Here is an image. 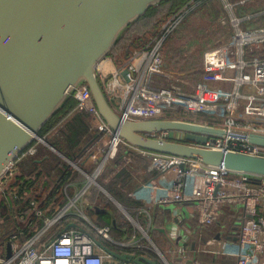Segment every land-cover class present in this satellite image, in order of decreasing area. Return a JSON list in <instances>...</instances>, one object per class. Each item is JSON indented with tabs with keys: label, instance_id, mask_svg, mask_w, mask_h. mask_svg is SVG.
I'll return each mask as SVG.
<instances>
[{
	"label": "built area",
	"instance_id": "1",
	"mask_svg": "<svg viewBox=\"0 0 264 264\" xmlns=\"http://www.w3.org/2000/svg\"><path fill=\"white\" fill-rule=\"evenodd\" d=\"M196 1L200 0L189 1L163 19L157 31L150 34L126 58L118 61L110 55L104 59L98 67L101 85L115 111L131 120L172 118L193 121L191 117H186L191 110L195 115L198 111L203 113L209 109L225 111L222 117H213L211 121L196 120L227 130L225 136L209 137L205 143L198 145L264 155V147L252 144L247 137L250 132L264 133L261 125L253 123H264V120L259 116L253 118L241 110L242 106L264 99V56L261 53L264 51V25L253 28L244 26V21L250 19V16H242L236 9V5L244 0H218L224 9L220 20L231 27L232 36L226 60L220 64L206 65L201 86L205 98L183 90L177 80L166 86L156 84L159 76L171 77L166 71L164 48ZM226 82L232 83L229 97L221 99V103L213 104L211 96L218 93L221 95L225 88L223 83ZM248 84L257 87V93H244L242 88ZM71 96L78 100L75 108L62 117L44 137L48 140V136L56 134L77 112H87L98 137L83 151L82 156L69 159L68 162L70 167L86 174L87 180L81 185L69 178L59 180L57 191L64 194L67 200L53 216H46L37 195L33 190L30 194L28 184L18 183L6 188L7 182L19 170L18 162L36 155L44 141L36 140L25 148L0 176V194L5 195L8 204L19 208L20 215L17 218H22L20 221L28 219V215L32 214L41 218L43 225L26 238L19 229L13 232L8 241L11 243V256H7L6 247L3 254H0V264H135L115 258L98 244V240L105 245V241L111 242L116 250V247L122 249L119 252H129L123 250L128 248H146L147 241L162 254L150 241L139 217L132 216L125 208L123 212L134 231L121 237L113 234L111 224L100 226L86 215L85 204L94 186L104 189L100 179L108 182L118 171L133 162L134 153L150 158L148 170L155 172L151 179L129 192V197L142 202L138 206V214L146 215L149 222L151 211L157 205L185 202L193 205L201 226L218 222L227 205L240 210L243 216L235 234L228 238L211 237L195 248L191 247L188 238L180 235L179 227L174 226L170 248L174 257L172 260L165 258L166 264H206L198 257L201 253L215 256L218 262L212 264H264V176L235 172L224 165L207 164L199 158L141 148L120 136L109 125L86 83L78 86ZM148 136L176 140L182 139L184 135L178 131L164 130L148 133ZM117 160L118 164L114 165ZM110 168L113 170L107 174ZM72 187L77 188L74 194L70 193ZM70 216L76 217L75 221L64 225L63 220ZM83 220L94 228L95 235L82 226ZM30 224H33L32 221ZM191 252L192 255L189 254Z\"/></svg>",
	"mask_w": 264,
	"mask_h": 264
},
{
	"label": "water",
	"instance_id": "2",
	"mask_svg": "<svg viewBox=\"0 0 264 264\" xmlns=\"http://www.w3.org/2000/svg\"><path fill=\"white\" fill-rule=\"evenodd\" d=\"M162 1L0 0V176L36 140L54 148L40 132L83 83L89 86L105 120L130 143L264 176V155L198 145L209 137L225 136L224 127L172 118L131 120L110 104L98 77L99 64L110 56L123 31ZM156 31L157 28L152 33ZM164 130L184 136L176 140L148 136ZM247 137L252 144L264 147V133L250 132ZM105 192L122 208L115 197ZM90 208L108 213L116 222L113 212L98 206ZM97 242L121 261L157 264L147 256L119 252ZM7 249L10 257V242Z\"/></svg>",
	"mask_w": 264,
	"mask_h": 264
},
{
	"label": "crops",
	"instance_id": "3",
	"mask_svg": "<svg viewBox=\"0 0 264 264\" xmlns=\"http://www.w3.org/2000/svg\"><path fill=\"white\" fill-rule=\"evenodd\" d=\"M238 1H240V0H238ZM244 5H246L247 8H244ZM236 9L240 15H242V16L249 15L250 16V19H247L244 21V26L246 28H253L256 26L264 25V0H244L243 2H239L236 5ZM223 11H224L223 5L218 0L196 1L194 7L189 12V14H188L187 18L185 19V21L183 22V24L173 34V36L175 37V34L178 33L181 30V28L185 24H187V22H188L187 26L191 27V24L194 22V19L196 20L197 16L199 14L203 13L206 16L205 27L198 29L202 34L204 32L207 36L205 38V39H207V43L204 44L207 46L205 47L203 45L205 48H203V50H202L199 73L195 74L194 70L180 72V73L175 72V74L178 77L177 83L182 86L183 90L190 92V93L199 94L200 96L202 95V98H205V96L202 94L201 86H202L203 81H204L203 73L206 69L207 63L208 64H213V63L220 64V63L224 62L226 60V57H228V50L230 49V40H231V36H232V29L229 25L223 24L221 22L220 17L222 15ZM187 26L183 29L184 31H186L185 29L187 28ZM183 30H182V32H184ZM182 35H184V33H182ZM261 53H262V56H264V51ZM164 55H165V61H166L165 48H164ZM109 69H111V65L109 66ZM211 71H213V69ZM223 84L225 85V88L221 94L222 96L219 93L217 95L211 96V97H213V101H212L213 104L221 103L222 100H225L227 97H229V92L232 88V83L226 82ZM257 90H258L257 87H255L251 84L243 86V88H242V91L244 93H253L254 94V93H257ZM241 110L244 113L250 114L251 116H253V118H257L256 116H259V117H262V119L264 120V99H259L255 102H253V104L242 106ZM200 112H197V114H201ZM224 112L225 111H218V109H214L213 113H210L208 110V111H204V114H207L209 118H213V117H219L220 118L224 115ZM253 123L255 125H261V127L264 128V123H259L257 121H253ZM179 134L182 135L180 132H179ZM40 146L42 148L46 147V148L50 149L51 151L55 152L59 157H61L66 162H69V159H71L66 154L61 152L54 145H53V147L55 149H57L58 151L55 150L54 148H52L51 146L45 144V143H41ZM45 159H46L45 157H37L36 162H37V164L39 163L41 166ZM131 163L128 165H131ZM31 168H33V167L31 166ZM19 170H21V168ZM19 170H18V172H19ZM146 171H149L148 167H147ZM78 172L81 176L75 177V175H74L73 177H66L65 180L67 178H69V179H72L74 181L79 182L80 185L83 184V182L87 180L86 174H84L81 171H78ZM44 174H46V173H44ZM54 174L55 173L53 170V172H51V175H49L51 177V181L48 179V176H47L48 174H47V175H44L43 177H40L37 181L35 179V176H33L32 178H29L25 182L19 181L17 183H15L16 176L14 175L7 182L6 188L9 189L13 185H16L18 183L28 184L29 189H31L30 194L33 190L34 193L37 195V197L39 198V205L45 211L46 216H53L55 213V211H54V213L52 212L54 206L60 202H62V204H61V206H62V205H64V203L67 200V197L64 194H60L57 191L58 190L57 182H59V180H61L63 178L62 177L63 174L61 176H59L58 178ZM107 174H109V173H107ZM54 179H58V180L56 181ZM143 182L139 183L137 187H139ZM101 183L103 184L104 189H102L98 186H94V188L91 190L90 195L87 197L88 203L85 204V206H86L85 211H86V215L88 216V219H91L89 216V212H91L93 210L96 212L95 208H93V209L90 208L93 206H98L101 209H105V210H109L111 212H115L113 209L112 210H111V208L108 209L109 207H106L105 205H102L101 203H99L100 202L99 200L91 201V197H93L94 189H99L104 194H106L105 190H107V189L104 187V182L101 181ZM76 189H77L76 187H72V189H70V193L74 194ZM109 194H111V193L109 192ZM4 196L5 195L0 194V206H2V205L4 206L3 208H5V210L7 211V214L3 219L0 218V235H1L0 238L4 234L8 233L9 231H12L10 233V236H11L13 232L17 231V229L22 231L25 234L24 238H26L29 236V235H26V232H28L30 230L32 231L34 228L36 230L37 228H39L43 225V220L41 218H39L38 216H35V215L31 216L32 214L28 215L29 222H28V219L20 221V220H22V218L20 220L18 219L19 215H20L18 212V211H20L19 208L16 205L13 207L10 203L8 204L6 202ZM128 197H129V194H128ZM108 198L111 199L109 196H108ZM129 198L131 200H134L131 197H129ZM58 200H59V202H58ZM135 201H137V200H135ZM113 202L115 203L116 207L123 214H124V212H123L124 208L129 212L128 207H126L120 201H119V203H121L122 208L115 201H113ZM178 205H181V204L178 203ZM158 207L162 208L165 212H167L168 216L164 217L163 222H162V226H159V228H156V230L159 232V236H157L156 238L155 237L153 238L150 235L149 230L151 229V226L153 225V216L155 214V209ZM50 212H51V214H50ZM151 213H152L151 214V217H152L151 222L148 221V224L143 225V227L146 229L148 236L150 238V241H152V243L155 244L158 248H159V246L157 245V243L159 241L163 242V246L165 247L167 255L164 254L160 248H159V250H160V252H162V254H160L155 249L154 250L159 254V256L163 260L164 264H166L165 258L168 260H172L174 257V254L172 255V253H170V248L172 247V244H173V242L171 241V238H172L171 237V231H172V228L174 226L179 227L180 235H182L185 238H188V240H190L191 247L195 248V246H197L199 243L205 241L204 236L208 235L207 234L208 231L213 226L217 225L215 230L211 233L213 235V237H220L221 236V237L228 238L238 231L239 226L243 221V216H242L241 211L238 210L237 208H233V207L228 206V205L225 206V210H224V213H223L221 219L218 222H216L212 225H209V226H201L198 223L196 212H194L191 216L188 217V216H185L183 214V209L181 207H177V206L171 207V206H169V204L168 205L167 204L157 205L151 211ZM98 214H105V213H98ZM24 216L26 217L25 214H24ZM143 216H146V215H143ZM33 217H36L37 221L33 220ZM75 218L76 217H74V216H70V217L66 218L65 220H63L64 225H66L68 222H74ZM39 220H42V225L39 227H36L38 225ZM31 221L33 224H30ZM92 222H94V221L92 220ZM86 223L89 224L87 221H86ZM94 223H96V222H94ZM81 224H83V223H81ZM113 228L116 229V231L119 229L117 227H113ZM35 230H34V232H35ZM130 233L131 232L127 228H124V230H121L119 232V235L125 236V235L130 234ZM9 239H10V237H9ZM9 239L0 242V254L1 253L3 254V252L5 251ZM176 240H178V239H176ZM158 244H160V243H158ZM189 254L192 255V252ZM193 254L195 255L194 252H193ZM206 256L208 258H206ZM198 257L201 258L202 260L204 259L203 261L206 264H210V263L212 264V263L218 262L216 257L211 255V254L201 253V254H198ZM205 259L207 261H205Z\"/></svg>",
	"mask_w": 264,
	"mask_h": 264
},
{
	"label": "trees",
	"instance_id": "4",
	"mask_svg": "<svg viewBox=\"0 0 264 264\" xmlns=\"http://www.w3.org/2000/svg\"><path fill=\"white\" fill-rule=\"evenodd\" d=\"M191 0H163L159 4H156L149 8L147 13L140 17L138 20L130 24L123 32L125 33L122 38H120L110 53L111 56H113L116 60L121 61L122 59L126 58V54L130 53L134 48L139 47L143 44V42L146 40V38L152 34V31L156 28H158L166 17L170 16L174 12L178 11L180 8H182L184 5H186ZM177 34V33H176ZM175 34V36H176ZM173 35L169 38L168 42L172 41ZM170 47L168 46L167 52L168 55H171V58L175 57L173 48L171 47V52H169ZM166 51V47H165ZM170 53V54H169ZM173 53V54H171ZM173 55V56H172ZM77 99L74 96H69L64 105L57 111V113L53 116V118L43 127L41 130V135H47L50 130L53 129V127L59 122V120L64 117L67 113H69L72 109L75 108L77 104ZM200 112V111H198ZM202 113V112H200ZM98 132L96 129L93 128L91 121L89 119V114L87 112H77L74 114L63 126L60 127L58 132L54 135L48 136V140L56 146L61 152L66 154L71 159L79 158L83 155V148L85 145H87L92 139H94L97 136ZM131 153H134L131 151ZM37 157H45L46 159L40 166V164L36 162ZM118 160L115 162L114 165L118 164ZM151 163L150 158H146L140 154H135L133 156V162L131 165L125 166L122 168L119 172H117L108 182H104V187L121 203H123L126 207H128L129 212L133 216H138L140 219V222L143 225H147L149 219L146 216L139 215L138 214V206L142 205V202L131 200L128 197V194L131 190H134L139 183L143 181H147L151 179L155 172L146 171L148 165ZM19 172L15 174L16 181L17 182H25L29 178H32L35 176L36 181L43 177L44 175L48 176V179L51 181V172L54 170V175L58 178L62 174V180L66 177H73L81 176L79 172L74 169L73 167H70L68 165V162L63 160L61 157H59L55 152L51 151L50 149L46 147L39 148V151L36 155L30 156L28 158L23 159L22 161L18 162ZM31 166L33 168H31ZM113 167V166H111ZM113 169L110 168L107 173L111 172ZM46 173V174H44ZM58 180V179H54ZM93 197H91V201H97L99 200L102 205H105L106 207L111 208L115 212L117 228H119L117 231L113 228V234H115L116 237H121L119 235V232L123 230L124 228H127L131 233L134 231L133 225L130 223V221L127 219V217L116 207L115 203L108 198L106 194H104L99 189H94L93 191ZM96 197V198H95ZM59 202V200H58ZM60 204V205H59ZM62 202L58 203L53 208L56 212ZM4 206H0V218H4L7 214V211ZM51 214V212H50ZM90 218L96 222V224L102 226L105 224H110L109 218L110 215L108 213L105 214H98L94 210L89 212ZM168 214L165 212L162 208L158 207L155 209V214L153 216V225L151 226V229L149 230L150 235L154 238L159 236V232L156 230V228H159V226H162V222L164 217H167ZM36 217H33V220H36ZM37 221V220H36ZM42 225V220L38 221V225L36 227H39ZM82 226L88 230L91 234L95 235L96 231L90 224H87L85 221H83ZM35 228L31 231L26 232V235H32ZM12 231H9L8 233L4 234L0 238V242L4 240H8L10 237V233ZM1 236V235H0ZM213 237V235H206L204 237L205 240ZM105 243L113 247V244L109 241H105ZM148 246L146 248H128L123 249L126 251H129L131 253H135L136 255H144L147 256L153 260L156 261L157 264H164L163 260L159 256V254L150 247L151 245L149 242H145ZM160 243V244H158ZM157 245L162 250L164 254H166L165 247L163 246V242H158ZM117 250L121 249L116 247ZM122 250V249H121ZM167 255V254H166Z\"/></svg>",
	"mask_w": 264,
	"mask_h": 264
},
{
	"label": "rangeland",
	"instance_id": "5",
	"mask_svg": "<svg viewBox=\"0 0 264 264\" xmlns=\"http://www.w3.org/2000/svg\"><path fill=\"white\" fill-rule=\"evenodd\" d=\"M244 8H247V6L244 5ZM187 25H188V22L181 28V30L179 29L180 31L178 30L179 32L176 34L175 37H172V41L170 42V44L166 43L165 45L166 65H167L166 71L168 74H170L171 77L170 78H167L165 76L157 77L156 84L159 86H166V85L173 83L174 81L176 82L178 77L175 74V72L180 73V72L194 70L195 74L199 73L202 50L203 48L207 46V45H204L205 43H207V39H205L207 36L204 32L202 34L198 29L205 27L206 16L203 13L199 14L197 16V19L196 20L194 19V22L191 24V27H188ZM186 26H187V28L185 29L186 31H184L183 29ZM182 30L184 32H182ZM124 32L122 33L121 38L125 34ZM182 33H184L185 36L182 35ZM168 46L170 47L169 52H171V47L173 48L175 57L171 58V55H168V52H167ZM187 110L189 111L188 108ZM213 111L214 109H209L210 113H213ZM197 115H195L194 112H192L191 110L187 113L186 117H191L193 121H196V120L203 121V122L211 121V118H209L207 114H204V112L201 114H197ZM194 117H196L195 120H194ZM100 181L102 180L100 179ZM179 204L181 205H178V203H172V204H169V206L181 207L183 209V214L188 217L191 216L194 212H196L195 209L193 208V205L189 202L179 203ZM109 222L111 226L113 227L116 226V222L114 218L113 219L109 218ZM216 226L217 225L213 226L208 231L207 234L210 235L215 230ZM206 258L208 257L206 256ZM205 261L207 260L205 259Z\"/></svg>",
	"mask_w": 264,
	"mask_h": 264
}]
</instances>
